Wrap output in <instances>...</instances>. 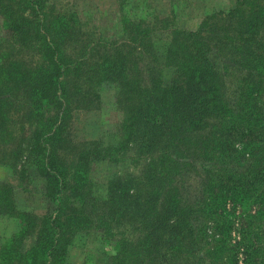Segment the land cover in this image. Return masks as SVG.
I'll return each mask as SVG.
<instances>
[{"label":"trees","instance_id":"trees-1","mask_svg":"<svg viewBox=\"0 0 264 264\" xmlns=\"http://www.w3.org/2000/svg\"><path fill=\"white\" fill-rule=\"evenodd\" d=\"M58 2L0 0V166L47 199L42 214L20 209L0 182V215L19 225L0 264H68L94 229L113 242L105 264H264V0L196 29L164 24L162 55L157 28L123 5L111 40ZM105 86L122 111L114 140L73 143L74 112ZM99 161L128 163L102 196Z\"/></svg>","mask_w":264,"mask_h":264},{"label":"rangeland","instance_id":"rangeland-1","mask_svg":"<svg viewBox=\"0 0 264 264\" xmlns=\"http://www.w3.org/2000/svg\"><path fill=\"white\" fill-rule=\"evenodd\" d=\"M123 1V4L121 0H59L58 3L62 8H70L78 12L80 18L86 24L85 31L87 34L89 33V35L94 37L101 34L107 39L120 40L123 36V32L119 33L118 31V21L120 20L119 6L123 5L125 10L130 11L132 16L135 15L140 18L143 17L139 15V12L143 11L142 9L144 7L143 0ZM236 1L237 0H157L156 3L153 4L156 5L155 7H149L154 10L156 14L145 18L147 22H151L152 25L157 28L155 37L157 43L156 50H158L161 55L163 54L162 50L165 48L163 45L166 41L164 37L167 35V31L163 28L164 24H183L184 22L192 20L195 22V24H193L194 26L199 19L203 18L207 11L213 9L212 12H215L222 8H232L234 4H236ZM232 3L234 4L232 5ZM220 16L221 13L213 20L217 21ZM232 77L234 76L230 75L229 77V79L231 78L230 84H232ZM116 93L115 86H105L100 91V97L96 99L90 108L83 107L74 112L72 132H70L73 143L79 144L86 140L95 139H102L105 142L114 140L122 115V111L119 110L117 106ZM127 166L128 163L123 161H99L94 164L93 172L94 178L98 183V195H103L104 187H106L109 176L123 170L124 167ZM133 167L134 169L138 168V166L135 165ZM2 181H8L14 184L16 201L20 207L30 209V211L38 214H42L45 211L47 199L45 197L43 198V194L41 193V182H39L38 179L33 177V181H31V183L29 182L27 186L28 189L24 190L20 184L21 180H18L9 168L0 166V182ZM27 181H30V179ZM183 189L185 192L197 189V178L195 175L186 177L183 183ZM14 225V220L0 219V233H6L12 230ZM92 231H95L97 236H93V233L88 235ZM90 232H81L75 237H78L77 239L81 242H89L90 245H94L96 248H98V243L94 241H99L98 238H100L102 246L106 247L105 254L114 251L113 242L105 241L101 232L96 229ZM234 237L237 238L235 232Z\"/></svg>","mask_w":264,"mask_h":264},{"label":"crops","instance_id":"crops-1","mask_svg":"<svg viewBox=\"0 0 264 264\" xmlns=\"http://www.w3.org/2000/svg\"><path fill=\"white\" fill-rule=\"evenodd\" d=\"M143 1H144V7L142 9L143 11L139 12V15L142 16L143 18H148V17L152 16L153 14H156V12L154 10L150 9L149 7L150 6L155 7L156 5H153V4H155L157 0H143ZM233 4L234 3H232V5ZM212 11H213V9L207 11V13L204 16L206 17V15L208 13H211ZM122 13L123 12L121 11L120 6H119V18H120V20H119L120 22L118 21L119 33L123 32V23H122L123 14ZM204 16H203V18L199 19L198 22L196 23V25H194V26H193V24H195V22H193L192 20L184 22L183 24L178 23V24H174V25L179 27V28L196 29L199 27L201 21L204 19ZM116 29H117V26H116ZM43 198H44V196H43ZM18 207L20 209L30 210L27 208H22L19 205H18ZM2 218L6 219V220H14L15 225H14L12 230L7 231L6 233H3V232L0 233V238L12 235L15 231H17V229L19 227L18 221L14 217L7 216V215H0V219H2ZM92 233H93V236L97 234L95 231H92L88 235H90ZM77 238L78 237H75L74 239H76V240H74L73 243L68 247L67 256H66V262L68 264H105V248L106 247L102 246V241L100 238H98L99 241H94V242L98 243V248H96L94 245H90L89 242H86V243L81 242ZM30 240H31V242H30ZM34 241H35V236H28L24 242L25 248L30 247L34 243Z\"/></svg>","mask_w":264,"mask_h":264}]
</instances>
